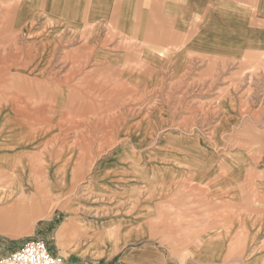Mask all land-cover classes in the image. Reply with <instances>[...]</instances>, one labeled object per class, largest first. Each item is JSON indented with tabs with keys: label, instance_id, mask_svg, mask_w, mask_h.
Segmentation results:
<instances>
[{
	"label": "crops",
	"instance_id": "1",
	"mask_svg": "<svg viewBox=\"0 0 264 264\" xmlns=\"http://www.w3.org/2000/svg\"><path fill=\"white\" fill-rule=\"evenodd\" d=\"M16 2L13 25L50 55L12 74L53 73L54 64L56 77L73 76H23L26 99L44 92L57 125L95 106L96 76L117 84L108 94L134 90L141 105L157 91L167 145L151 150L154 169L138 180L127 176L131 148L114 147L101 163L107 195L67 200L54 178L48 202L46 179L32 173L42 171L41 155L40 169L32 165L41 143L31 142L41 116L7 100L15 112L0 121V257L40 238L66 264H264V0ZM34 55L31 64L44 59Z\"/></svg>",
	"mask_w": 264,
	"mask_h": 264
},
{
	"label": "rangeland",
	"instance_id": "2",
	"mask_svg": "<svg viewBox=\"0 0 264 264\" xmlns=\"http://www.w3.org/2000/svg\"><path fill=\"white\" fill-rule=\"evenodd\" d=\"M17 11L16 0L14 3L13 0H0V121H8V112L14 111L12 106L7 105V100L11 101L12 99L21 105L26 100V103L30 105L31 114L41 116L40 121L31 123V142L38 143L40 141L41 143V149H36L41 152L32 153V165L35 164L34 166L40 169L37 162L41 155L42 171L37 169V172L32 173L41 179H46L48 202L52 200L54 190L58 189L51 186V179L54 178L62 180V194L67 200L77 195L102 196L105 194L102 181L107 173H103L101 163L105 153L114 147L131 148L132 154L128 149L126 155L127 162L131 163L127 166L128 180H138L142 171L149 173L151 169L153 170L151 159L156 160V155L152 156L151 150L167 145V140L161 131L163 129L165 131L168 127L166 119L160 117V114L165 115L166 108L152 104L151 98L157 91H145L143 105H141L140 100H135L136 92L134 90H124L125 84L118 83L123 89L115 91L111 88L108 94L107 89L102 88L116 87L117 84L103 82L101 77L96 76L94 84L99 86V89L89 92L94 98L95 106L87 110L83 109V112L79 111V108H74L72 113L64 112V120L56 125L53 106L43 105L40 100L44 92H38L39 96L36 94V97H31L33 100L26 99L22 88H19L23 83L24 75L12 74L13 71H37V67H40L41 64L46 66V63L42 62L47 61L50 55V53L48 55L50 51L45 50L44 44L42 46L37 44L38 47H34L35 44L26 42L22 32L15 28L13 23L15 16L17 17ZM40 47L42 48L40 49ZM38 52L44 59L41 60L40 57L41 62L38 63L40 65L34 64L35 62L31 64L30 56H35L34 54ZM35 66L36 68H34ZM50 71L53 73L27 74L24 77H27L26 82L41 80L49 84H54L58 78H63L66 82L73 77L71 75L56 77L54 64ZM35 75L38 78L30 80L29 76L34 77ZM12 84H15L14 88ZM63 86L67 85L63 84ZM118 93L122 99L117 101L115 96ZM116 104L118 106H115ZM15 109L21 108L15 107ZM180 110L182 109L180 108ZM68 115L69 117H67ZM121 119L123 120L119 121ZM179 123L178 125H183ZM39 128L42 131L41 138L37 135L39 132H36ZM135 131H139L141 134H151L155 131V134L152 138L134 139L132 133ZM141 146L143 149L139 148ZM135 148L139 149L137 154H135ZM54 206V203H48V214L51 213ZM49 235L52 236L53 232Z\"/></svg>",
	"mask_w": 264,
	"mask_h": 264
},
{
	"label": "built area",
	"instance_id": "3",
	"mask_svg": "<svg viewBox=\"0 0 264 264\" xmlns=\"http://www.w3.org/2000/svg\"><path fill=\"white\" fill-rule=\"evenodd\" d=\"M0 264H66L64 259L52 253L40 238L28 240L20 249L0 257Z\"/></svg>",
	"mask_w": 264,
	"mask_h": 264
},
{
	"label": "bare ground",
	"instance_id": "4",
	"mask_svg": "<svg viewBox=\"0 0 264 264\" xmlns=\"http://www.w3.org/2000/svg\"><path fill=\"white\" fill-rule=\"evenodd\" d=\"M30 204H32V203H30Z\"/></svg>",
	"mask_w": 264,
	"mask_h": 264
}]
</instances>
